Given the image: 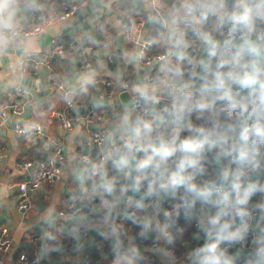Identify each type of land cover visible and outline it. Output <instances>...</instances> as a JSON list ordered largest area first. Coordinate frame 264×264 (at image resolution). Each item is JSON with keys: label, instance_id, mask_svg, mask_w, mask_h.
I'll return each instance as SVG.
<instances>
[{"label": "clouds", "instance_id": "9594fccd", "mask_svg": "<svg viewBox=\"0 0 264 264\" xmlns=\"http://www.w3.org/2000/svg\"><path fill=\"white\" fill-rule=\"evenodd\" d=\"M17 169L14 264H264V0H0V217Z\"/></svg>", "mask_w": 264, "mask_h": 264}, {"label": "crops", "instance_id": "0c3cea01", "mask_svg": "<svg viewBox=\"0 0 264 264\" xmlns=\"http://www.w3.org/2000/svg\"><path fill=\"white\" fill-rule=\"evenodd\" d=\"M60 70L59 68H54V71ZM7 100V98H5ZM16 103H19L18 101ZM34 152L32 150H25L22 152L20 157L17 160L19 165L30 162L33 160ZM14 181L15 184L13 186V191L16 193V186L20 183L26 181V174L22 169H17L14 173ZM61 183V178L59 177L52 184H46L43 188L39 189L37 192L32 194V201L34 204V208L29 213H24L21 211L14 199L13 193V202L15 206L12 210H9L5 213L4 216L0 217V238L1 231L3 228H8L11 238H12V247L8 253L4 256V264H14L15 260H18L19 256L22 253L30 252L33 243L35 242L36 232L33 230L30 221L33 219L35 215V209L37 207H43V203L47 196H50L58 184ZM92 253H96L92 251L89 254V259H91ZM93 260V259H91ZM95 261V260H93Z\"/></svg>", "mask_w": 264, "mask_h": 264}, {"label": "built area", "instance_id": "2783aa9c", "mask_svg": "<svg viewBox=\"0 0 264 264\" xmlns=\"http://www.w3.org/2000/svg\"><path fill=\"white\" fill-rule=\"evenodd\" d=\"M30 162H25V163L21 164L20 167L22 168L26 163H30ZM58 178H59V176H56V177H54V176L45 177L44 185L52 184ZM25 182L20 183V184H18L16 186V193H14V199L16 200L17 206H18V208L21 211H23L24 213H29L34 208V204H33V201H32V193H31V191H28L26 196L24 195ZM44 185H42V187ZM28 187L32 188L33 185L32 184H28ZM39 189H41V188H38L37 191ZM11 247H12V238H11L10 232H9L8 228H3L2 231H1V238H0V264H4V256H5L6 253L9 252Z\"/></svg>", "mask_w": 264, "mask_h": 264}, {"label": "trees", "instance_id": "16d2710c", "mask_svg": "<svg viewBox=\"0 0 264 264\" xmlns=\"http://www.w3.org/2000/svg\"><path fill=\"white\" fill-rule=\"evenodd\" d=\"M91 259H93V260H96L97 259L96 253H92Z\"/></svg>", "mask_w": 264, "mask_h": 264}]
</instances>
